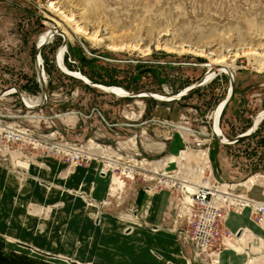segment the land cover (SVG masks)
<instances>
[{
    "label": "rangeland",
    "instance_id": "rangeland-1",
    "mask_svg": "<svg viewBox=\"0 0 264 264\" xmlns=\"http://www.w3.org/2000/svg\"><path fill=\"white\" fill-rule=\"evenodd\" d=\"M54 29L67 38L62 50L66 68L126 92L173 96L199 81L211 63L222 61L235 75L234 95L220 119L228 139L248 129L264 110V0H0V91L18 87L33 103L24 101L27 105L38 103L34 48L40 35ZM61 42L55 36L41 50L44 108L24 110L12 92L0 99V256L46 264H126L125 258L136 251L137 258L149 254L151 264H161L163 254L143 246L148 239H138L136 246L124 240L145 227L134 222V209L125 213L116 206L115 228L114 220L107 229L100 225L102 213H111L119 200L115 194L138 182L149 194L167 192L173 198L168 209L173 222L161 232L168 241L175 236L185 264H264V222L254 223L258 236L246 228L235 237L221 238L211 258H194L179 235L189 231L192 195L201 187L264 204V121L250 138L222 146L236 153L231 163L224 162L229 175L215 173L209 116L225 97L227 76L217 73L180 101L198 107L201 117L176 103L115 99L63 75L49 64ZM147 69L159 72L162 85L150 75L138 77ZM101 126L120 128L114 132L124 138H103ZM150 126L167 130L170 140L179 136L182 143L165 173L150 172L129 157V134L136 131L138 142H144L139 133ZM98 162L100 167L92 171L90 165ZM133 166L141 174H164L166 184L158 183L160 177L130 178ZM89 172L106 177L108 200L95 197L97 185ZM251 178L255 183L243 185ZM222 185L232 191L222 190ZM186 186L193 187L192 194ZM244 211L253 222L248 209L231 210L224 220ZM222 223L218 230L225 236ZM230 248L247 259L242 263L222 254Z\"/></svg>",
    "mask_w": 264,
    "mask_h": 264
},
{
    "label": "crops",
    "instance_id": "crops-1",
    "mask_svg": "<svg viewBox=\"0 0 264 264\" xmlns=\"http://www.w3.org/2000/svg\"><path fill=\"white\" fill-rule=\"evenodd\" d=\"M228 105V104H227ZM228 109V108H225ZM228 110H225V114L223 116V122L225 123L228 121ZM116 127H121L118 125H115ZM114 126V127H115ZM131 128V127H129ZM134 130H136L137 125L134 126ZM108 128H105L101 126L100 131L103 134V138L114 141L115 139L118 140L121 138H124L122 135H118V133H115L114 131H122L119 130L120 128H113L112 130H107ZM141 132L139 133L140 137L144 138V142L139 140L138 142V134L136 131H133L132 134H129V140H128V147L130 149L129 157L134 159L135 164L140 161V163L144 164V167L146 170L152 172L157 171L158 172H167L168 168L170 169V161L171 156L175 154L174 152H178L180 147L182 146V143L180 141L179 136L175 135L173 136L172 140L168 138V131L163 128H152L150 127H142ZM187 130V129H185ZM247 130V129H246ZM131 132V131H130ZM129 132V133H130ZM145 134V135H143ZM187 134V132H183V135ZM125 135V134H124ZM239 135V134H238ZM237 136V135H236ZM115 138V139H114ZM234 138V137H233ZM231 147V146H230ZM208 151V149H205ZM209 150H211V157L213 160V164H215V173H220L221 175L226 176V169H229L226 163H229L233 159V153H236L235 150H230L228 148H225L223 150L222 146L218 145L216 141L214 140L212 144V148L210 147ZM233 151V152H232ZM236 155V154H234ZM203 161V159H202ZM231 163V162H230ZM174 165L171 166V169ZM95 167H100V163H94L90 165V168L92 171ZM247 169V168H245ZM242 172H246L242 169H240ZM85 176V175H84ZM92 177L91 181L95 182L97 185V191L95 192V197L98 200H108L106 194L108 193L107 190H105L106 183L108 180L106 177H97L93 173L89 172V176ZM118 180V179H114ZM121 183V181L119 180ZM255 183L254 179H249L246 181L243 185L250 186V184ZM239 184V183H238ZM237 184V185H238ZM142 186L137 183H131V185H128L126 189L123 191L120 190V192L115 194L116 199L119 198L118 201H116V205L114 207H111V213L109 211H104L102 213V220L100 221V225H102V228L105 226L108 228L109 223L112 224L110 220H114V228L116 226V206H121L122 209H124L122 212L128 210L127 208L134 209V222L138 221L140 224H143L145 227H140L135 229V231L138 232H131V234H127L125 236L124 240L129 242V245L136 246V243L139 239L140 240H147L144 242V247H147L148 249H157V251H160L163 254V258L160 260L161 264L164 263V261H168L171 264H185V257L181 254L180 250V243L176 242L175 236L173 238H169L170 241L164 237L163 233L161 231H166L165 228H168L172 220V216L168 212V209L170 210V207L173 205V198L170 196L167 192H162L158 194H149L142 190ZM187 187V190H192L193 187ZM222 190H232L230 188L231 186L222 185ZM238 187V186H237ZM230 188V189H229ZM251 189H254L251 188ZM108 195V194H107ZM251 197H253L251 195ZM121 214V213H119ZM121 217V216H119ZM119 225L122 223L118 221ZM150 226L151 228H155V232L152 233V231H149L148 228ZM257 225L252 222L251 217L249 215L248 211H244L242 213H235L230 214L222 223L221 225V233H238L242 232L243 230H246V228H249L254 235L258 236V231L255 230ZM105 228V229H107ZM104 229V230H105ZM142 230H145L144 232ZM225 232H223V231ZM257 232V233H255ZM135 233V234H134ZM180 235V234H179ZM179 237V236H178ZM180 238V237H179ZM181 239V238H180ZM238 239V238H237ZM256 243V241H255ZM242 250L241 252H243ZM225 256H231L232 261H243L247 259H243L242 256H238L235 251H232L231 248L222 253ZM249 255V254H248ZM8 258H5L3 256H0V264H46V263H39L37 261L30 260V258H23L15 255H9ZM121 257V256H120ZM153 256L151 255H145L144 258H137L136 251L133 255H128L125 258L126 264H137V263H143V264H151L153 263ZM158 263V262H156Z\"/></svg>",
    "mask_w": 264,
    "mask_h": 264
},
{
    "label": "water",
    "instance_id": "water-1",
    "mask_svg": "<svg viewBox=\"0 0 264 264\" xmlns=\"http://www.w3.org/2000/svg\"><path fill=\"white\" fill-rule=\"evenodd\" d=\"M60 36L62 38L61 45L57 49L54 57V63H49L51 66L57 68V70L60 71L63 75L81 82L85 86L98 90L106 95H109L115 99H149L154 102L158 103H176L178 106H188V105H182L180 101L188 96H190L194 91L198 90L199 88L203 87L206 83H208L207 79L213 74L215 77V71L211 70L212 68H208L205 75L197 82L189 86L188 88L178 92L177 94L173 96H160L157 94H153L150 92H115L113 87H108L102 84L95 83L85 77L83 74L77 71H71L68 68L64 66L63 61H59V53L62 50L66 49L67 45V38L66 35L63 32H60L59 30H51L46 35V40L43 42L42 45L38 46V42L35 44L34 48V64L36 69V76H37V82H38V89H39V101L36 105L30 106L27 105L22 96V91L18 87H9L5 88L0 91V99L5 97L6 95H9L10 92L16 94L17 100L19 104L22 106L24 110H27L29 112H36L40 111L42 108H44L47 104V95H46V82H44L42 78L43 73V62L41 59V50L43 46L47 45L50 40L55 37ZM217 69H223L224 74L228 78V87L226 90L225 97L216 105L215 109L213 110L212 118H211V131L214 135L215 141L218 145L224 146V147H230L235 146L238 143H240L243 140H246L250 138L256 131L257 127L264 121V110L258 112L254 118L252 119L251 125L247 130H245L243 133L235 136L234 138L228 139L224 136L223 131L220 127V119L222 116V112L227 106V104L230 102L234 95L235 90V75L234 72L229 69L225 68L224 66L216 67ZM142 74H147L153 77L158 84L162 85V81L160 80V74L158 71H154L153 69H147L144 72L140 73L138 77H141ZM213 77V78H214ZM193 108L198 114H200L201 117L202 114L200 113V110L196 106H188Z\"/></svg>",
    "mask_w": 264,
    "mask_h": 264
},
{
    "label": "built area",
    "instance_id": "built-area-1",
    "mask_svg": "<svg viewBox=\"0 0 264 264\" xmlns=\"http://www.w3.org/2000/svg\"><path fill=\"white\" fill-rule=\"evenodd\" d=\"M209 120L211 121V116H209ZM200 134L208 137V134ZM209 137H214L212 131ZM143 171L145 174H141V168L133 166L128 170V173L130 178L133 177V179L141 174L142 179L145 181L155 180L160 177L158 183L161 185L166 184L165 181H162L164 174ZM192 202L193 209L191 210L192 217L189 222V231L188 233L185 230L184 232L181 231L180 237L192 248L194 258H211L215 255L213 248L221 238H230L237 235V233L231 234L227 232L225 236H222L218 230L226 213L231 210L242 211L248 209L255 217L253 220L255 224L264 222V204L248 201L240 196L228 194V191L219 192L218 190L201 187L192 195Z\"/></svg>",
    "mask_w": 264,
    "mask_h": 264
},
{
    "label": "bare ground",
    "instance_id": "bare-ground-1",
    "mask_svg": "<svg viewBox=\"0 0 264 264\" xmlns=\"http://www.w3.org/2000/svg\"><path fill=\"white\" fill-rule=\"evenodd\" d=\"M46 35H47V33H44V34H42V35H40L39 36V38H38V40H37V42H38V46H40V45H42L43 44V42L46 40ZM63 53V51H61L60 53H59V61L61 62L62 61V54ZM222 62V61H221ZM220 61H214L213 63H211L210 64V66H208V68H212L211 70H214L215 71V74H220V73H224V70L223 69H217L216 67H219V66H224L225 68L227 67V68H229V66H227V65H225V64H223V63H221ZM223 64V65H222ZM214 77V75L212 74L207 80L209 81L210 80V78L212 79ZM42 78H43V80H44V82H45V80H46V78H45V75L44 74H42ZM114 88V87H113ZM112 90H114L115 92H121V90L120 89H118V88H114V89H112ZM11 93V92H10ZM169 94V93H168ZM23 96V95H22ZM166 96V95H165ZM29 99V98H28ZM35 99V98H34ZM23 100L24 101H26L27 103H29V101L23 96ZM29 104H33V103H29ZM212 114L213 113H211V118H212ZM209 171V170H208ZM185 190L189 193V194H192L193 193V191H194V189H192V190H187V187L185 188Z\"/></svg>",
    "mask_w": 264,
    "mask_h": 264
}]
</instances>
